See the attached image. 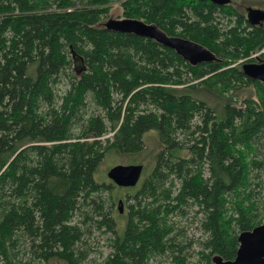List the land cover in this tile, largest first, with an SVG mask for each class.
Returning a JSON list of instances; mask_svg holds the SVG:
<instances>
[{"label": "trees", "instance_id": "1", "mask_svg": "<svg viewBox=\"0 0 264 264\" xmlns=\"http://www.w3.org/2000/svg\"><path fill=\"white\" fill-rule=\"evenodd\" d=\"M114 1L0 0V264H22L23 243L24 264H85L91 220L112 233L102 264H195L174 220L193 207L198 264H212L234 260L239 235L264 223V84L243 72L264 60V22L242 12L264 0H118L124 18L218 59L198 66L106 29ZM150 131L161 150L138 188L96 180L108 153L139 155ZM114 188L128 192L122 232L105 197Z\"/></svg>", "mask_w": 264, "mask_h": 264}, {"label": "rangeland", "instance_id": "2", "mask_svg": "<svg viewBox=\"0 0 264 264\" xmlns=\"http://www.w3.org/2000/svg\"><path fill=\"white\" fill-rule=\"evenodd\" d=\"M111 11L109 16L105 19V22L111 20V19H124L123 17V9L121 7L120 1L116 0L113 3H111ZM252 7V8H250ZM254 8L253 4L249 3H243L242 5V12L244 15H247L248 11L252 10ZM259 9H262L259 7ZM264 10V9H262ZM66 90V81H62L59 84V92H63ZM207 92V91H206ZM250 94H252V91H249ZM207 100L209 104L218 110H220L222 101L216 97V95L207 93ZM145 150L136 156H126V155H120L118 153H108L102 162V164L99 167V170L95 176L96 180L99 183L107 182V183H113L108 178V172L110 169H112L115 166L119 165H141L144 168L143 175L141 180H144L146 176L150 174V172L153 170L156 162V156L161 150L158 133L156 131H150L148 132L145 137ZM264 143V142H263ZM184 154H187V152H184ZM142 181H140L141 183ZM139 185L136 187L138 188ZM126 189V188H123ZM135 190H132L129 193H134ZM128 192L122 191L119 192L116 188L113 189L112 193L107 194L105 197H108L109 200H111V197L114 196V201L116 205L114 206V212L113 217L115 221L118 223V229L120 232H122L126 228V219L125 215L127 214V207L126 205H123V213L118 214V203L119 200L122 199L121 197L123 195H127ZM123 201L126 200V197L122 199ZM127 203V201H126ZM197 209L190 208L187 209V215L184 217H176L174 220L177 221L178 224L181 225V228H183L185 231V238L183 242L187 245H189L188 254H189V261L190 263L198 264L199 262V255L197 253L196 248V241H198L199 238L202 237V233L200 231L199 226V220L196 215ZM123 216V217H121ZM82 231L85 232L84 237V244L82 245V250L85 252L87 256V260L85 264H102L105 258L110 254L111 248H110V239L112 238V233H109L107 228H98L97 224L94 223V220L87 221L85 224H80ZM22 249L24 250L23 253L24 256H21L22 264L25 262H29L32 260L33 255L30 253L29 245L26 243L22 244ZM51 264H65L63 262L59 261H53ZM150 264H172L171 258L168 256H162L158 257L156 259H153Z\"/></svg>", "mask_w": 264, "mask_h": 264}, {"label": "water", "instance_id": "3", "mask_svg": "<svg viewBox=\"0 0 264 264\" xmlns=\"http://www.w3.org/2000/svg\"><path fill=\"white\" fill-rule=\"evenodd\" d=\"M209 1L218 6L229 5L232 0H200ZM246 19L251 26H258L264 22V10L252 9L248 11ZM105 28L118 33L134 34L139 37L154 40L158 44L174 50L180 57L192 66L217 62V57L206 47L181 37L168 36L156 24L143 20L124 18L111 19L105 23ZM243 72L250 79L264 84V60L261 63H245ZM141 165H119L108 172V178L118 187L135 188L143 175ZM123 213V202L118 204ZM239 250L234 260L225 261L216 256L212 264H264V223L252 231L239 235Z\"/></svg>", "mask_w": 264, "mask_h": 264}, {"label": "flooded vegetation", "instance_id": "4", "mask_svg": "<svg viewBox=\"0 0 264 264\" xmlns=\"http://www.w3.org/2000/svg\"><path fill=\"white\" fill-rule=\"evenodd\" d=\"M123 202V200H121ZM123 205H126L125 202H123Z\"/></svg>", "mask_w": 264, "mask_h": 264}]
</instances>
